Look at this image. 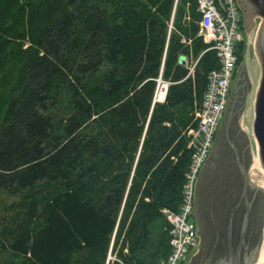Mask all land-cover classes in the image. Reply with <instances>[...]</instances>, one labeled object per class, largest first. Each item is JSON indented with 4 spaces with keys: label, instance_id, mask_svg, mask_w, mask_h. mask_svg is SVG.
<instances>
[{
    "label": "trees",
    "instance_id": "trees-1",
    "mask_svg": "<svg viewBox=\"0 0 264 264\" xmlns=\"http://www.w3.org/2000/svg\"><path fill=\"white\" fill-rule=\"evenodd\" d=\"M199 18L196 0H0V264L167 256L162 208L179 209L219 67Z\"/></svg>",
    "mask_w": 264,
    "mask_h": 264
},
{
    "label": "water",
    "instance_id": "water-1",
    "mask_svg": "<svg viewBox=\"0 0 264 264\" xmlns=\"http://www.w3.org/2000/svg\"><path fill=\"white\" fill-rule=\"evenodd\" d=\"M255 26L254 89L248 47L237 67L214 143L194 184L199 240L186 264H264V0H237Z\"/></svg>",
    "mask_w": 264,
    "mask_h": 264
},
{
    "label": "built area",
    "instance_id": "built-area-1",
    "mask_svg": "<svg viewBox=\"0 0 264 264\" xmlns=\"http://www.w3.org/2000/svg\"><path fill=\"white\" fill-rule=\"evenodd\" d=\"M200 11L197 34L214 48L219 59V67L207 74L206 88L201 103L194 109L196 124L188 126L185 133L190 160L182 185V201L179 209L163 207L169 226L170 250L159 264H180L195 245L196 236L190 219L194 184L197 174L212 146L223 111L226 107L229 88L236 66L235 44L243 39L242 14L237 0H196ZM184 39V38H183ZM180 59L194 71V60L181 56ZM153 102L163 101L169 80L160 73L155 78Z\"/></svg>",
    "mask_w": 264,
    "mask_h": 264
},
{
    "label": "rangeland",
    "instance_id": "rangeland-1",
    "mask_svg": "<svg viewBox=\"0 0 264 264\" xmlns=\"http://www.w3.org/2000/svg\"><path fill=\"white\" fill-rule=\"evenodd\" d=\"M255 21H256L255 26L251 27L249 30H247L245 28L243 22H242V25H241L242 29L244 30V32H243L244 42H247L249 70H250V73H251V76H252V79H253L254 89H255V87L257 85V82H258L256 66H255V60H254V37H255L256 30H257V25H258L259 18L257 17L255 19ZM244 55H245V43H244V49H243V58H242L241 61H239L237 66H239V64L243 61Z\"/></svg>",
    "mask_w": 264,
    "mask_h": 264
},
{
    "label": "flooded vegetation",
    "instance_id": "flooded-vegetation-1",
    "mask_svg": "<svg viewBox=\"0 0 264 264\" xmlns=\"http://www.w3.org/2000/svg\"><path fill=\"white\" fill-rule=\"evenodd\" d=\"M243 20V19H242ZM244 23V22H243ZM237 65L235 66V72H234V74H233V77H232V81H233V79H234V77H235V74H236V71H237ZM231 85H232V82H231ZM231 85H230V88H231ZM230 88H229V92H230ZM229 92H228V97H229ZM228 97H227V100H228ZM224 111H225V109H224ZM224 111H223V113H224ZM222 116H223V114H222ZM221 121V120H220ZM219 125H220V123H219ZM218 128H219V126H218ZM218 128H217V130H218ZM216 133H217V131H216ZM216 135V134H215ZM214 139H215V137H214ZM214 139H213V142H212V146H213V143H214ZM212 146H211V148H212ZM210 148V149H211ZM204 163V162H203ZM203 165V164H202ZM202 167V166H201ZM201 169V168H200ZM196 182V181H195ZM193 199H194V191H193V198H192V207H191V211H192V208H193ZM190 219L192 220V223H193V226H194V223H195V215L192 213V212H190ZM196 236V235H195ZM198 240H199V238L196 236V242H195V245L198 243ZM194 245V246H195ZM187 263V261H186V259L185 260H183L180 264H186Z\"/></svg>",
    "mask_w": 264,
    "mask_h": 264
}]
</instances>
